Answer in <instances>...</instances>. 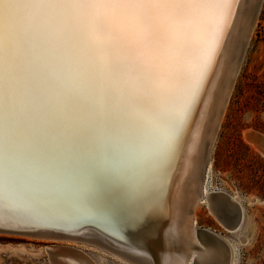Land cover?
Wrapping results in <instances>:
<instances>
[{
  "label": "snow or ice",
  "instance_id": "obj_1",
  "mask_svg": "<svg viewBox=\"0 0 264 264\" xmlns=\"http://www.w3.org/2000/svg\"><path fill=\"white\" fill-rule=\"evenodd\" d=\"M222 0H0V206H84L161 179L213 56Z\"/></svg>",
  "mask_w": 264,
  "mask_h": 264
},
{
  "label": "bare ground",
  "instance_id": "obj_2",
  "mask_svg": "<svg viewBox=\"0 0 264 264\" xmlns=\"http://www.w3.org/2000/svg\"><path fill=\"white\" fill-rule=\"evenodd\" d=\"M257 2L222 0L214 25L213 56L191 104L183 139L162 179L138 170L130 182L112 181L93 192L90 206L81 204L71 182L65 183L59 186L58 200L50 204L46 214L8 213L0 206V230L26 233L0 234L44 240L48 238L31 233L64 236L66 240H48L73 244L79 242L68 236L86 239L111 248L92 246L124 264H230L229 245L207 229L196 228V213L208 198L207 158L255 24ZM245 139L264 153V141L258 144L247 135ZM225 200L213 195L209 205L229 223H233L235 212H241L235 215L238 221L234 229L228 226L234 231L242 221L241 206L231 198L230 210ZM47 247L50 264H95L86 253L69 245H59L50 254Z\"/></svg>",
  "mask_w": 264,
  "mask_h": 264
},
{
  "label": "rangeland",
  "instance_id": "obj_3",
  "mask_svg": "<svg viewBox=\"0 0 264 264\" xmlns=\"http://www.w3.org/2000/svg\"><path fill=\"white\" fill-rule=\"evenodd\" d=\"M254 22L210 146L205 177L208 198L196 213V228L207 229L229 245L230 264H264V153L245 139L250 134L264 138V0ZM213 195L227 199L230 210L231 198L241 206L242 221L236 230H229V222L212 212L209 198ZM49 245L79 249L95 264H124L87 244L13 234H0V264H50L45 250Z\"/></svg>",
  "mask_w": 264,
  "mask_h": 264
},
{
  "label": "water",
  "instance_id": "obj_4",
  "mask_svg": "<svg viewBox=\"0 0 264 264\" xmlns=\"http://www.w3.org/2000/svg\"><path fill=\"white\" fill-rule=\"evenodd\" d=\"M260 5H261V0H258V2H257V5H256V11H258V9H259V7H260ZM249 138L253 141V142H256V143H258V144H260L261 142H263L264 141V138L262 137V136H260V135H253V134H250L249 135ZM212 197V196H211ZM231 202V201H230ZM239 213V215H240V213L241 212H235V214H234V218L232 219V222L233 223H228L227 224V228L229 229V227H232V226H236V224H237V221H238V217H237V219H236V214H238ZM229 226V227H228ZM233 228V227H232ZM231 228V229H232ZM234 229V228H233ZM0 232H7V233H14V234H26V233H17V232H8V231H3V229H1L0 230ZM33 236H35V237H45V238H48V239H58V240H66L65 238L66 237H64V236H46V235H43V236H38L37 234H34V233H31ZM213 236V235H212ZM68 237H70L69 239H73L74 241H76V242H79V243H83V244H89L90 246H97V247H101V248H105L104 246H102V245H99V244H96V243H94V242H92V241H90V240H86V239H79V238H77V237H73V236H68ZM214 238H215V236H213ZM57 248H60L59 246H55V245H49L48 247H47V251H48V253L50 254V253H52L51 252V250H54V249H57ZM64 249H66V250H68V251H70L71 249L69 248V247H64ZM105 249H107V248H105ZM107 250H111V248H108ZM72 251V250H71ZM111 252V251H110Z\"/></svg>",
  "mask_w": 264,
  "mask_h": 264
}]
</instances>
